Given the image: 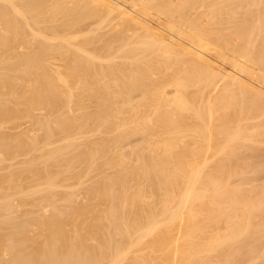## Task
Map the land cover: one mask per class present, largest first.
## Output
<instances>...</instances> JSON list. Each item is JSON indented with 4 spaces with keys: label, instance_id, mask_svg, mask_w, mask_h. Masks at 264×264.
Listing matches in <instances>:
<instances>
[{
    "label": "bare ground",
    "instance_id": "obj_1",
    "mask_svg": "<svg viewBox=\"0 0 264 264\" xmlns=\"http://www.w3.org/2000/svg\"><path fill=\"white\" fill-rule=\"evenodd\" d=\"M263 2L0 0V264L255 248L261 197L229 180L264 141Z\"/></svg>",
    "mask_w": 264,
    "mask_h": 264
},
{
    "label": "rangeland",
    "instance_id": "obj_2",
    "mask_svg": "<svg viewBox=\"0 0 264 264\" xmlns=\"http://www.w3.org/2000/svg\"><path fill=\"white\" fill-rule=\"evenodd\" d=\"M232 4H234V5H236L237 4V2L236 3H233L232 2ZM232 4L231 5H229V6H232ZM264 4V2L262 3V5ZM211 5V4H210ZM210 5H208L207 6V8H210L211 6ZM233 5V6H234ZM237 6V5H236ZM254 6H255V8L257 7V5L256 4H254V5H251V6H247L246 8H247V10L248 9H250V8H254ZM258 7L259 8H261L262 6H260L259 4H258ZM206 7H204L203 9H205ZM206 8V9H207ZM212 8V7H211ZM245 7L243 8L244 10L246 9ZM239 9H241V10H243L242 9V6H241V8L239 7ZM264 12V11H263ZM263 14L264 13H262V17H263ZM260 18V20H262V19H264V18ZM263 22H264V20H263ZM262 22V23H263ZM171 89V90H170ZM173 87H168V92H172L173 91ZM134 97H135V99L136 98H138L139 96L138 95H133ZM138 96V97H137ZM246 110H247V116H246V118H245V121L246 122H248V123H251V122H257L256 120H258L257 119V117L259 118L260 116H257V115H252L253 117L251 118V116H248L249 114H250V107H249V110H248V108H245ZM261 112V111H260ZM264 112V111H263ZM264 114V113H263ZM261 115H262V112H261ZM257 116V117H256ZM247 117H249V118H247ZM250 119V120H249ZM254 119V120H253ZM244 121V122H245ZM250 121V122H249ZM246 125H250V124H247V123H245ZM251 124H253V123H251ZM135 138V139H134ZM134 138H133V136L130 138V141H131V143H134V141H135V143H137L138 141H140L139 139L138 140H136L138 137H136V136H134ZM261 140H264V139H261ZM133 141V142H132ZM137 141V142H136ZM261 143L262 144H260V142H258V144H257V146L255 147L254 145H253V148L252 147H250V146H248V148H247V146H241V148L240 149H237L238 151H241L240 153L242 154H240L237 150L235 151L236 153H238V154H232L233 156H235L236 155V157H233V158H235L234 160H238V163H236V164H238V165H242V167H240L241 169H239V167H237L236 168V166H230V168L231 169H233V167H235L236 168V171H237V169L239 170V171H237L236 172V176H234L233 177V175H232V177H233V179L235 178V177H237V178H235L234 179V181H233V179L231 180V178H230V180H229V182H231L232 184L234 183L236 186H238L239 185V187H237V188H243L244 186V189H247V190H245V192H244V189H237L238 191H240L241 193H242V195L244 196V194H251V192L252 191H254V192H252V193H256L257 195H259L260 197H261V204L259 205V211L261 212V214H263V215H261L260 216V219L259 220H263L264 221V219H262L261 217H263L264 218V200H263V195L262 194H264V193H262V191L264 190V141H261ZM260 144V145H259ZM252 146V145H251ZM262 146V147H261ZM126 147H128V145H124V148H126ZM245 149V150H244ZM257 149V150H256ZM244 151V152H243ZM247 151V152H246ZM259 151V152H258ZM262 152V153H261ZM252 155V156H251ZM238 156H239V159H236V158H238ZM242 157V158H241ZM245 157V158H244ZM231 158V157H230ZM242 160V161H241ZM263 160V161H262ZM248 163H246V162ZM260 161V162H259ZM235 164V165H236ZM255 164V165H254ZM234 165V164H233ZM240 165V166H241ZM247 165V166H246ZM251 167H254V168H251ZM260 167V168H259ZM228 170H230V168L229 167H226ZM249 168H251V169H249ZM256 168H258V169H256ZM244 169V170H243ZM246 169V170H245ZM240 170L242 171V172H240ZM245 171V172H244ZM239 172L241 173V175L239 174ZM93 174V172L92 173H90V175H92ZM239 174V175H238ZM249 174H251V175H249ZM235 175V174H234ZM239 176V177H238ZM246 176V177H245ZM252 176V177H251ZM240 177H242V178H240ZM255 177H256V179H255ZM244 178V179H243ZM246 178H247V180H246ZM249 178V179H248ZM251 178V179H250ZM252 178H253V180H252ZM85 180V179H84ZM236 181V182H235ZM262 181V182H261ZM245 182V183H244ZM249 182V183H248ZM257 182V183H256ZM259 184L258 186L256 185V184ZM235 185H233V186H235ZM235 186V187H236ZM250 187L253 189V190H251L250 189ZM261 188V189H260ZM260 189V190H259ZM79 190V189H78ZM81 190H83V189H80V191H78V193L79 192H81ZM249 190H251L250 191V193H249ZM77 193V194H78ZM82 194V192L81 193H79V197H80V195ZM83 195V194H82ZM81 195V196H82ZM248 196V195H247ZM83 197V196H82ZM78 200H81V197H80V199H78ZM258 223H256L255 222V225L254 226H256L257 224L260 226V227H263V226H261V225H263L262 223H261V221H257ZM261 223V224H260ZM257 225V226H258ZM260 227H258L259 229H260ZM257 228V227H256ZM222 229V228H221ZM263 229V228H262ZM263 231V230H262ZM261 231V229H260V232H262ZM258 232V231H257ZM257 232H255V234H257ZM258 233V234H261V233ZM264 233V232H263ZM263 233L261 234L262 236H263ZM257 234V235H258ZM254 235V234H253ZM256 235V237L258 238V236ZM260 235V236H261ZM255 236V235H254ZM256 237H255V239H256ZM239 238V237H238ZM237 238V239H238ZM242 238V236L240 237V239ZM262 238V237H261ZM264 238V237H263ZM262 238V239H263ZM239 239V240H240ZM262 239L260 240L259 238L257 239V241H255L254 243L256 244V246L258 247V249H256V246H255V244H254V246H255V248L253 247V249L255 250L256 249V251L254 252V250L252 249V247L251 246H249V248L251 247V249L253 250V253L255 254H250L251 253V249H249L248 248V245H249V243H251L252 244V242H245V243H247V248L249 249V250H247V248H243V249H240V250H244L243 252H240V250L238 251L239 253H242V255H240L239 253H237V254H239L240 256H242L241 258L240 257H238L239 255H237V259L238 258H240L241 260H243V261H241V260H239V262L241 263H244V264H247L246 263V260H248L249 261V263H252V264H264V241L262 242ZM258 241H260V243L258 242ZM258 242V243H257ZM246 245V244H245ZM252 246H253V244H252ZM241 247H243V245L241 246ZM240 247V248H241ZM261 248V249H260ZM247 252H246V251ZM249 251V252H248ZM262 252V253H261ZM246 253V254H245ZM248 253V254H247ZM248 255H252V256H248ZM254 255V256H253ZM246 257V258H245ZM243 258H245V259H243ZM262 260V261H261ZM238 261H236V263H237ZM238 262V263H239ZM235 262L233 263V264H236ZM237 263V264H238ZM239 263V264H240ZM248 263V264H249Z\"/></svg>",
    "mask_w": 264,
    "mask_h": 264
}]
</instances>
